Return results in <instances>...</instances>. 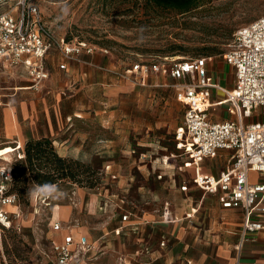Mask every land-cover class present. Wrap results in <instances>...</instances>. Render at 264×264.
<instances>
[{
  "label": "rangeland",
  "instance_id": "1",
  "mask_svg": "<svg viewBox=\"0 0 264 264\" xmlns=\"http://www.w3.org/2000/svg\"><path fill=\"white\" fill-rule=\"evenodd\" d=\"M27 1L40 6L44 22L56 38L84 39L107 49L108 53L100 51L99 54L118 71H124L136 63H170L173 60L211 56L212 76L228 88L234 76L223 55L233 33L240 26L264 16V0H204L190 11L179 14L150 5L148 0ZM7 2L10 1H0V10L8 5ZM52 56L57 57V54ZM11 70L0 68V94H6L2 100L5 102L7 99L12 100L18 78H21L20 73L14 75L15 71ZM134 83L117 79L110 86L103 84L100 95L94 97L96 101H93L92 96L78 91V87H70L64 95L65 106L71 113V120L75 121L74 125L76 120L99 122L83 124L86 131H94L103 141L96 143L97 146L90 150L85 161L79 159L95 170L91 178L102 173L97 187L103 181V164L111 162L112 168L115 166L120 173L119 186L116 187L117 183L113 185L119 198L138 212L148 209L156 213L159 203L152 200V203H147V196L151 194L148 192V182L153 188L160 189L157 186L159 181L152 182L151 176L148 180L143 165L155 157L176 150L174 130L182 123L184 109L175 97L174 88L170 86L174 80L167 73L151 74L143 85ZM41 86L31 89L32 92L23 90L26 92L22 96L28 99L34 91H41ZM214 112L221 118L227 113L223 107L215 108ZM117 123L122 127L118 126L116 130ZM154 139L159 140L153 144L159 153L142 159L140 152L148 146L144 144H150ZM15 149L14 146L1 148L0 158H3L4 152ZM132 149L135 151L132 152ZM230 156L231 152H220L212 160L207 159L206 164L218 173L227 167ZM16 158L17 155L0 159V166L5 163L12 165ZM190 176L188 173L177 175L179 183L185 182L191 187L188 194L184 193L188 201L181 200L177 205L179 208L190 206L189 212L193 216L190 217L191 221L184 222L185 227L181 229L186 232L187 244L183 247L177 245L180 248L174 252L175 255L171 253L163 256L169 264L183 261L187 264L185 257L188 256L185 255L194 250L193 246H203L201 239L205 233L217 235L218 238L213 236L208 241L215 250L223 234H230L232 227L231 211L218 210L216 198L205 196L203 191L194 188ZM254 176L252 173L251 177ZM55 186V192L50 195H36L35 189L28 202H19L10 229H0V263L52 264L49 232L51 223L59 219L64 224L77 225L88 231L93 240L102 237L95 258L87 261V264H124L119 259L121 253H128L129 257L139 243L133 236L116 238L110 233L119 217L95 207L92 199L95 198L93 193L97 187H89L86 180L82 183L61 181ZM165 193V197H168L167 190ZM56 205H60V208L56 207L59 210L53 220ZM64 205L69 207L67 214L62 211ZM193 207L197 208L196 212L192 210ZM165 233L159 230L156 236L161 237ZM162 243L166 247L170 246L167 240ZM15 253H20L21 258L15 257ZM81 255L76 256L77 264L82 263ZM133 264L144 263L133 261ZM154 264L160 263L156 261Z\"/></svg>",
  "mask_w": 264,
  "mask_h": 264
},
{
  "label": "built area",
  "instance_id": "2",
  "mask_svg": "<svg viewBox=\"0 0 264 264\" xmlns=\"http://www.w3.org/2000/svg\"><path fill=\"white\" fill-rule=\"evenodd\" d=\"M6 1L10 2L0 10V64L24 68L34 89L50 77L47 57L53 48L67 60H77L83 53L109 52L85 40L56 38L38 4ZM223 56L234 76L229 88L212 76L213 57L136 63L117 72V76L145 84L150 74L163 72L174 80L170 86L185 106L183 123L175 131L177 145L186 157L184 167L193 168L195 185L205 194L217 195L223 208L243 211L242 237L235 246L239 250L249 232L264 229V221L259 218L264 216V16L237 28ZM59 68L66 69V64ZM217 107L227 112L222 118L214 112ZM221 151L231 152L226 169L219 175L205 172L204 161ZM252 173L257 177L252 178ZM11 184L12 168L5 163L0 166V229L12 226L17 213L7 208L20 202L17 194L8 193ZM162 216L171 219L168 208ZM128 218L129 214L122 217L124 221ZM65 228L70 226L57 220L51 224L53 232ZM94 251L96 246L87 236L76 238L68 232L58 241L52 239V264H73L78 253L88 256Z\"/></svg>",
  "mask_w": 264,
  "mask_h": 264
},
{
  "label": "crops",
  "instance_id": "3",
  "mask_svg": "<svg viewBox=\"0 0 264 264\" xmlns=\"http://www.w3.org/2000/svg\"><path fill=\"white\" fill-rule=\"evenodd\" d=\"M54 53L57 54V57L52 56ZM99 53L100 51L94 54L83 53L77 60H67L56 48H53L47 57V67L50 72V77L43 82L41 91H34V94L28 97V99L22 96V93L26 92L23 90H30L28 92H32L31 89H33L31 87V80L27 77V71L22 67H3L0 64L1 69H12L15 71L14 75L21 74V78H18L19 82L16 85L17 90H15L12 100L7 99L8 101L6 102L2 101L6 94H0V149L5 146L16 147L15 151L4 152L3 158L1 157L0 159L23 155L24 145L29 139L49 137L53 140L59 155L85 161L88 154L91 152L90 150L97 146L96 143H101L103 140L99 139V135H96L94 131H86L83 124L89 122L99 124V122H95L94 120H76V125H74L75 121L71 120V113H69L68 108L65 106L66 97H64V95L67 94L70 87L74 89L78 87V91L84 95L92 96L93 101H96L94 97L100 95L103 84L104 86H107V84L110 86L111 84H115L117 79H120L117 76V72L119 71L116 70L115 66L107 63L105 59H102ZM60 64H66V69H60ZM148 78L149 76L146 78L145 83L148 81ZM3 79L6 80L4 76ZM102 81L106 83H102ZM130 89L131 91L134 90L133 88ZM13 100L15 103H13ZM177 101L180 102L178 99ZM181 105L185 113V106L182 103ZM79 114L83 115L81 112ZM181 124L179 126H181ZM118 126L122 127V125H118L117 123L115 126L116 130ZM179 126H177L176 129ZM176 129L174 130V135ZM126 138L127 136L124 135V139ZM158 142L159 140L154 139L150 144H144L148 146H146L147 148L143 152H140L141 158H151L152 155L159 153L157 148H153V144ZM177 143L176 140L175 151L160 155V157H155L156 159L149 160L143 165L146 171L145 175L149 176L147 179L149 180L151 176L153 177L152 182L159 181L157 186L159 185L158 187L160 189L153 188L148 182V192L151 194L147 196V203H152V201L159 203V207H157L158 209L156 210L157 214L148 209L138 212L133 206L126 204L125 200L120 199L119 194H116L114 191L116 189H113L114 184L117 183L116 187L119 186L120 173L115 166L112 168L113 163L107 162L103 164V181L101 186L94 190L93 196H95V198L92 199V201L99 211H109L113 216L119 217L118 222H116L117 224L110 231L114 237L133 236L139 243V246L131 252L129 257H127L128 253H121L122 256L119 257L121 263L133 264V261H135L144 264H154L158 261L160 264H169L167 263V259L163 256L170 255L171 253L175 255L174 252L180 248L177 245L183 247L187 244L185 242V238H187L186 232L185 230L181 231V229H184L185 226H183V224L186 220L191 221L190 217L193 216V213L189 212L190 206L179 208L177 204H179L181 200L188 201L184 193L188 194L187 191H191V187L189 188L185 182L182 184L179 183L177 175L179 173L190 174L194 188H199L193 182V168L184 167L186 157L183 153V149H180ZM161 149H163V147H161ZM131 151L134 152L135 150L132 149ZM220 155L222 156V153ZM206 162L207 160L204 161L203 167L207 173L219 175L226 169L224 168L220 172L215 173L211 169L212 166H208ZM254 175V177H257L255 173ZM166 190L168 192V197H165ZM204 195L216 198L218 210L231 211L233 220L231 221L232 227L231 231H229L230 234H223L215 250L211 248V244L208 241L213 236L217 237V235L205 233V235H203L204 237H201L203 246H193L195 247L194 250L185 255L188 256L185 257L188 262L187 264H264V229L249 232L247 234V239L244 240L242 248L237 250L235 246L240 242L242 237L244 221L243 211L239 209H225L221 206V202L217 195L205 193ZM57 206L60 208V205L54 207L53 220L55 214H58L57 210H59V208L56 209ZM18 207V205L9 206L7 209L15 214L18 211ZM63 207L65 208H62V211L66 214L69 213L68 205H64ZM165 208H168V211L171 213L170 220H164L162 216ZM192 210L196 212L197 208L193 207ZM159 211L161 212L160 214L158 213ZM128 214L129 218L124 221L122 217ZM185 214L187 216H184ZM259 218L264 221V216ZM55 220L64 224L62 220ZM64 226H70V229L65 228L62 232H53L52 229H50L49 233L51 235L49 236V241L51 244V253L52 239L58 241L63 234L72 232L76 238L87 236L88 240L96 246V251L93 253L88 256L81 255V264H87V261L95 258L94 256L101 246L99 241L102 237L93 240L88 231L78 228L77 225H70V223H67L64 224ZM117 229H120L119 234L115 233ZM159 230L166 233L164 235L161 234V237H157L156 234ZM164 240L165 243L167 240L170 246H164L162 243ZM74 248L76 247L74 246ZM184 250L186 251V248ZM77 255H80V253ZM53 259L52 253V263ZM73 264H77V258L74 260ZM178 264L186 263L183 261Z\"/></svg>",
  "mask_w": 264,
  "mask_h": 264
},
{
  "label": "trees",
  "instance_id": "4",
  "mask_svg": "<svg viewBox=\"0 0 264 264\" xmlns=\"http://www.w3.org/2000/svg\"><path fill=\"white\" fill-rule=\"evenodd\" d=\"M202 1L204 0H148V3L169 13L179 14L190 11ZM23 149V158L17 157L14 164H10L12 184L8 193L17 194L19 201L28 202L32 192L45 183L56 185L61 181L82 183L86 180L89 187L95 188L101 182L102 173L98 175L96 172L98 177L91 178L95 172L91 165L59 155L53 140L49 137L29 139ZM14 256L21 258L22 255L15 253Z\"/></svg>",
  "mask_w": 264,
  "mask_h": 264
},
{
  "label": "clouds",
  "instance_id": "5",
  "mask_svg": "<svg viewBox=\"0 0 264 264\" xmlns=\"http://www.w3.org/2000/svg\"><path fill=\"white\" fill-rule=\"evenodd\" d=\"M56 186L51 185L49 183H45L42 186H38L37 189L35 190L36 195H50L53 192H55Z\"/></svg>",
  "mask_w": 264,
  "mask_h": 264
}]
</instances>
